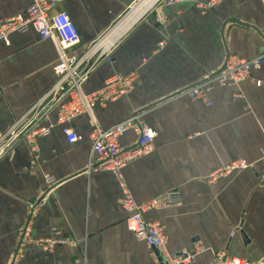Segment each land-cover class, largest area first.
I'll list each match as a JSON object with an SVG mask.
<instances>
[{
  "label": "crops",
  "instance_id": "0c3cea01",
  "mask_svg": "<svg viewBox=\"0 0 264 264\" xmlns=\"http://www.w3.org/2000/svg\"><path fill=\"white\" fill-rule=\"evenodd\" d=\"M209 1L155 2L109 49L93 54L98 60L82 90L91 94L111 76L137 74L130 94L96 105L93 115L109 129L140 113L156 132L154 152L127 166L122 176L139 204L171 192L180 196V205L144 216L164 227L171 255L199 245L203 249L192 264H205L219 251L256 262L264 257V66L239 85L211 90L210 107L174 96L218 70L229 54L247 60L264 55V0H225L207 11L198 7ZM134 2L65 0L58 10L70 15L81 41L71 54L92 50ZM28 5V0H0V21L24 14ZM57 62L54 43L34 30L0 42V264H13L29 205L47 189L46 178L57 187L37 211L32 237L73 243L51 251L29 244L15 264H152L148 247L127 229L116 176L87 170L93 155L90 116L68 124L78 135L75 143L67 142L60 126L40 137L36 165L23 138L3 140L53 88ZM50 116L55 124L56 110ZM135 140L127 132L121 143L131 146ZM239 159L251 168L209 181L212 172Z\"/></svg>",
  "mask_w": 264,
  "mask_h": 264
},
{
  "label": "built area",
  "instance_id": "2783aa9c",
  "mask_svg": "<svg viewBox=\"0 0 264 264\" xmlns=\"http://www.w3.org/2000/svg\"><path fill=\"white\" fill-rule=\"evenodd\" d=\"M29 5L24 14L15 15L0 21V42H8L14 33H26L34 30L43 41L50 40L58 51V62L54 67L57 81L53 88L33 106L28 114L17 121L4 136L3 140L10 143L23 138L34 155L33 165H36L40 137L49 136L55 126L62 128V133L68 143L78 141V135L68 125L72 120L88 115L93 121L94 128L90 134L93 155L87 170L112 172L119 181L121 196L119 203L127 214V229L138 242L144 243L150 250L152 264H192L195 256L203 249L196 245L192 249H185L178 255H171L167 249V236L164 227L155 221L145 219L150 211L165 209L169 206L181 204L178 193L171 192L163 200H151L139 204L124 182L122 172L130 164L149 156L155 150L156 132L146 125L137 113L116 124L112 128L104 129L97 124L93 115L96 105L105 106L125 95L130 94L136 85V73L129 75H114L109 77L104 87L94 93L85 94L82 85L98 60L91 63L94 55L88 57L92 50L82 56L71 54V50L80 44L79 31L70 15L58 8L65 0H28ZM225 0H210L206 4H199L202 11L217 6ZM135 2L130 7L135 5ZM164 42L160 43V47ZM264 66V55L247 60L236 55L226 56L222 66L213 72H208L197 82L183 88L174 97H187L193 102H201L206 107L212 105L209 93L216 87L226 88L239 85L251 76L255 70ZM257 86L263 82L258 81ZM2 91L0 90V97ZM56 110L55 124L51 123L50 114ZM44 125H41L43 124ZM133 132L136 140L131 146H124L121 138ZM7 142L8 146L9 143ZM4 150L0 149V155ZM251 168L246 160L239 159L215 170L209 175L211 183L231 174ZM47 189L40 197L29 205V213L19 233V241L13 255V264L23 259L24 248L34 244L44 251H51L57 244H72L69 239H34L32 225L37 211L46 204L50 195L57 187V182L46 178ZM205 264H264V257L256 262H249L230 256L225 251H219L214 258Z\"/></svg>",
  "mask_w": 264,
  "mask_h": 264
},
{
  "label": "bare ground",
  "instance_id": "6f19581e",
  "mask_svg": "<svg viewBox=\"0 0 264 264\" xmlns=\"http://www.w3.org/2000/svg\"><path fill=\"white\" fill-rule=\"evenodd\" d=\"M158 0H137L135 5L132 7L129 15L118 24L104 40H101L89 53L88 57L96 53L98 50L106 51L109 49L115 41L124 34L126 31L140 16L145 14V12ZM138 21V20H137ZM98 53V52H97ZM102 53V52H101Z\"/></svg>",
  "mask_w": 264,
  "mask_h": 264
},
{
  "label": "rangeland",
  "instance_id": "374dc122",
  "mask_svg": "<svg viewBox=\"0 0 264 264\" xmlns=\"http://www.w3.org/2000/svg\"><path fill=\"white\" fill-rule=\"evenodd\" d=\"M93 58H95V56ZM94 62H95V59L91 60V63H94Z\"/></svg>",
  "mask_w": 264,
  "mask_h": 264
}]
</instances>
